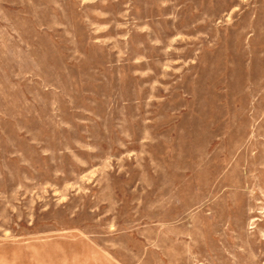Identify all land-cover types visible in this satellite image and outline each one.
<instances>
[{"label":"rangeland","instance_id":"374dc122","mask_svg":"<svg viewBox=\"0 0 264 264\" xmlns=\"http://www.w3.org/2000/svg\"><path fill=\"white\" fill-rule=\"evenodd\" d=\"M0 264H264V0H0Z\"/></svg>","mask_w":264,"mask_h":264}]
</instances>
